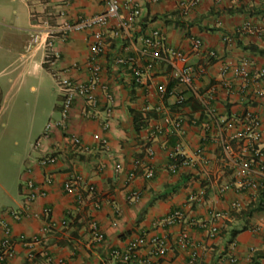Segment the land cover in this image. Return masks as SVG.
Here are the masks:
<instances>
[{
  "label": "crops",
  "instance_id": "0c3cea01",
  "mask_svg": "<svg viewBox=\"0 0 264 264\" xmlns=\"http://www.w3.org/2000/svg\"><path fill=\"white\" fill-rule=\"evenodd\" d=\"M17 1L22 12L27 9L28 22L10 28L18 36L22 32L29 35L20 51H15L19 62L15 71L30 72L32 66L33 71H49L57 83L64 77L86 82L87 35L64 36L60 30L66 21L101 13L103 0H63L60 4L54 0ZM118 1L120 13L128 16L127 0ZM138 2L141 17L129 35L115 37L110 29L99 58L102 80L113 95L112 105L99 89L95 92L99 100L96 109L76 99L67 130H52L38 149L40 156L28 162L18 187L22 199L4 191L13 207L0 206V222L9 227L15 246L14 257L6 264H49V257L52 264H230L231 257L236 259L234 264H264V258H259L264 253V208L254 211L256 192L243 187L244 179L238 176L240 162L252 158L253 174L248 179L264 183V137L254 145L230 137L247 113H254L264 124V77L257 76L264 67V0H198L194 6H190L192 0ZM7 20L2 16L1 21ZM44 21L47 27L42 26ZM245 24H250L251 30L240 32ZM49 29L55 34L48 39V47L27 52L32 36ZM156 29L161 30L165 42L155 50L160 59L148 70L140 56L142 39ZM191 39L201 40L199 52L191 50ZM171 49L187 54L195 76L192 87L173 80L166 62ZM210 52L216 57L210 59ZM39 54L43 60L36 63ZM118 56L133 62L116 67ZM244 60L250 62L247 79L237 73ZM135 69L140 72L138 77ZM133 80L138 87L132 95ZM171 84L173 89L166 96L161 90ZM60 97L63 101L62 94ZM178 98L186 103L179 104ZM61 104L56 107L59 115ZM107 106H112L109 117ZM129 108L153 112L138 134ZM105 120L109 121L108 131L102 129ZM177 122L182 125V136L175 127ZM66 134L77 136L85 148L72 147L64 140ZM95 136L107 138V146ZM146 144L151 155L146 153ZM177 146L178 154L192 163L172 173L169 155ZM44 156H56L58 163L41 168L38 161ZM138 160L153 169L152 179L143 176L142 168H135ZM132 171L137 176L129 182ZM73 177H81L82 183L73 194H66L64 184ZM26 181L46 195L29 202L30 214L15 221L12 213L28 204L23 190ZM85 184L95 188L94 195L87 192ZM133 192L138 193V200L132 199ZM233 204L239 207L234 209ZM177 210L183 213L182 223H159ZM212 212L222 215L216 222L221 234L214 238L199 227ZM244 226L247 229L230 240V232ZM95 230L104 235L102 242L96 241ZM3 236L0 227V243ZM138 236H146L149 242L137 250L132 261L123 263L111 257L112 250L123 251ZM32 238L38 243L27 246ZM153 240L164 242L163 254ZM30 252L33 260L28 259Z\"/></svg>",
  "mask_w": 264,
  "mask_h": 264
},
{
  "label": "built area",
  "instance_id": "2783aa9c",
  "mask_svg": "<svg viewBox=\"0 0 264 264\" xmlns=\"http://www.w3.org/2000/svg\"><path fill=\"white\" fill-rule=\"evenodd\" d=\"M59 4L63 2V0H54ZM152 3H158L162 0H150ZM198 0H192L190 6L196 5ZM104 9L101 13L88 16V17H80L74 22L66 21L63 23L60 33L64 36L73 33H84L87 35V43H88V60L86 62L87 69L89 71V78L86 82H77L71 80L67 77L61 78L58 80V87L63 96L62 107L60 112V118L58 121L48 123L45 126L44 132L41 137L35 142L34 148L40 149L42 144L48 140L49 135L52 130L59 129L62 131H66L69 125V121L71 119L72 106L76 99L82 100L84 104L91 109H96L98 106V98L96 96V90L99 89L103 94L106 103L112 105L113 95L110 92L109 85L104 83L102 80V66L99 61V58L104 53L106 37L109 33V30L112 29V34L115 37H127L129 35L130 30L136 20L141 17L142 8L139 5L138 0H127L126 7L129 11L128 16H123L120 13L121 4L118 0H103ZM60 16H63V12H59ZM48 22H42V26L47 27ZM251 30L250 24H245L240 32H249ZM55 34V31L46 30L40 33H36L32 36L30 43L26 47V51L30 52L33 49H37L39 47L47 48L48 47V39L52 38ZM165 38L161 30L156 29L149 32L142 39V48L140 50V56L147 60L146 69L150 70L153 66V62L159 58L160 52L155 51L156 49H161L164 46ZM190 47L193 52H199L202 47V42L200 39H191ZM209 58H215L216 54L210 52L208 54ZM133 62L130 58H125L123 56H118L114 59V66L118 67L124 64H131ZM167 64L171 68L172 78L178 82L180 85L185 87H192L194 81V71L192 67L189 65V59L187 54L183 53L179 50H168L167 52ZM250 62L248 60H244L241 63V66L238 68L237 73L243 79H247L249 76L248 67ZM134 75L138 77L140 72L138 70H134ZM257 76L263 78L264 77V67L257 72ZM161 92L164 94L165 90L162 89ZM183 102L182 98H178V103L181 104ZM112 112V106L106 107V115L110 116ZM84 113L88 115V112L84 109ZM176 129L179 132V135H183L184 131L182 130V125L180 122L175 124ZM103 131L109 130V121L105 120L102 124ZM232 140H240L245 141L250 145H254L259 143L264 137V124L254 113H247L244 115L243 119L240 121V126L236 128L231 134ZM95 138L99 139V142L102 146H107L108 141L105 137L95 136ZM64 140L67 141L74 148H85L83 146L81 140L74 135L66 134L64 136ZM180 147L177 148L169 155L171 159V163L169 165V170L172 173L177 172V170L188 168L191 165V160L181 157L179 152ZM147 155H151V149H146ZM259 154H257L258 156ZM198 157V155H196ZM58 163V158L56 156H44L38 161V165L41 168H47L54 166ZM255 163L254 159H246L240 162L238 176L244 179L242 186L246 189L248 188L252 192H256L262 183L255 182L249 180V176L253 174L252 166ZM119 171L121 169L120 166L116 167ZM135 168L143 169V176L146 179H152L154 172L153 169L149 166L144 165L141 162H135ZM262 171H264V165H262ZM137 176L136 171H132L128 174V181L131 182ZM264 179V177H263ZM82 183L81 177H73L68 182L64 184L63 190L66 194H73L77 187ZM85 188L89 194H95V188L92 185L85 184ZM23 190L27 194L28 204L21 210L12 213V218L15 221H19L30 214V206L29 202L35 200L37 196H45L46 192H38L35 190L33 183L31 181H26ZM82 199V195L79 197ZM133 200H138L139 195L136 192L132 194ZM232 207L237 209L238 204H233ZM45 216H49L48 211H44ZM34 218H39L40 214H33ZM222 217L220 213L212 212L210 213V218L206 222L199 223V227L207 232V235L210 238H214L219 235V227L216 225V222ZM184 220V216L182 211L177 210L173 213L169 214L167 217L162 219L159 223L165 226H173L176 224L182 223ZM0 227H2L4 236L0 243V264L8 263L14 257V242L12 241L9 227L0 222ZM259 231V229H257ZM95 239L97 242H102L104 240V235L95 230ZM148 239L146 236H138L137 238L129 241L126 248L123 251L112 250L111 257L119 262L129 263L135 258V254L138 249L144 247L148 244ZM159 243V253L163 254L165 251V244L160 240L151 241ZM38 243L36 238H32V241H28L27 246L33 247ZM185 245V244H183ZM28 259L33 260L34 254L30 252L28 254ZM49 264H52V259L47 258ZM230 264H234L236 262L235 258L228 259Z\"/></svg>",
  "mask_w": 264,
  "mask_h": 264
},
{
  "label": "rangeland",
  "instance_id": "374dc122",
  "mask_svg": "<svg viewBox=\"0 0 264 264\" xmlns=\"http://www.w3.org/2000/svg\"><path fill=\"white\" fill-rule=\"evenodd\" d=\"M2 16L7 22L1 21ZM27 22V9L22 12L19 1L0 0V206L8 207L13 206L4 191L22 199L20 178L28 162L40 156L35 142L48 123L59 120L56 107L62 103L58 83L49 71H33L32 66L30 72L15 71L19 63L15 51H20L29 33L18 36L10 27ZM42 60L41 54L34 58L36 63Z\"/></svg>",
  "mask_w": 264,
  "mask_h": 264
},
{
  "label": "trees",
  "instance_id": "16d2710c",
  "mask_svg": "<svg viewBox=\"0 0 264 264\" xmlns=\"http://www.w3.org/2000/svg\"><path fill=\"white\" fill-rule=\"evenodd\" d=\"M253 49H255V48H253ZM146 60V59H145ZM146 62H147V60H146ZM174 80V79H173ZM175 81V80H174ZM175 83L176 84H178V85H180L178 82H176L175 81ZM131 87H132V92H131V94L133 95L134 94V90H135V88L136 87H138V84L136 83V81L135 80H133V83L131 84ZM135 87V88H134ZM172 89H173V85L171 84L168 88H167V90H165V94H166V96L167 95H170V93H171V91H172ZM182 103H186V102H182ZM181 103V104H182ZM128 113L130 114V116H131V119H132V127H133V130H134V132L135 133H139L142 129H144L145 127H146V125H147V123L149 122V120L151 119V118H153V112H151V111H147V112H143V111H137V110H135V109H133V108H129L128 109ZM146 148L148 147L147 146V144H146V146H145ZM138 162H140L139 160H138ZM256 195H257V197H258V203L256 204V206H255V212H259V211H261L263 208H264V183H262L261 184V186L258 188V190L256 191ZM245 229H247L245 226L244 227H242V228H240L239 230H232L231 232H230V240L231 239H233L234 237H236L237 236V234L238 233H240L241 231H243V230H245ZM221 233L219 232V235H220ZM259 258H264V253L263 254H260L259 255ZM254 260L252 259V262H253Z\"/></svg>",
  "mask_w": 264,
  "mask_h": 264
}]
</instances>
